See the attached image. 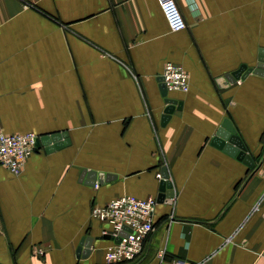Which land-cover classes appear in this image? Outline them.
I'll return each mask as SVG.
<instances>
[{"label": "crops", "instance_id": "0c3cea01", "mask_svg": "<svg viewBox=\"0 0 264 264\" xmlns=\"http://www.w3.org/2000/svg\"><path fill=\"white\" fill-rule=\"evenodd\" d=\"M175 1L179 33L157 0H0V133L68 141L18 176L0 166V264H106L111 227L91 209L156 199L162 172L171 202L156 201L130 264H264V76L225 80L256 68L264 0ZM167 63L189 90L167 91L165 116ZM226 119L252 167L211 145ZM84 171L114 179L91 186Z\"/></svg>", "mask_w": 264, "mask_h": 264}, {"label": "built area", "instance_id": "2783aa9c", "mask_svg": "<svg viewBox=\"0 0 264 264\" xmlns=\"http://www.w3.org/2000/svg\"><path fill=\"white\" fill-rule=\"evenodd\" d=\"M157 2L169 31L172 33L184 31L186 24L176 1L157 0ZM161 77L167 91L188 92V75L182 67L167 63ZM38 140L39 136L31 132L0 133V166L14 176L20 175L26 160L37 150ZM156 178L161 180V174H157ZM155 207V198L138 199L134 196H123L91 209L92 220L110 225L109 235L117 237L120 232L125 233L119 243H113L105 250L106 264H130L143 255L146 240L154 231ZM164 254L162 249L157 257L162 260ZM173 263L185 264L180 260H175Z\"/></svg>", "mask_w": 264, "mask_h": 264}, {"label": "water", "instance_id": "95a60500", "mask_svg": "<svg viewBox=\"0 0 264 264\" xmlns=\"http://www.w3.org/2000/svg\"><path fill=\"white\" fill-rule=\"evenodd\" d=\"M249 73H254L256 75H262L264 76V50L259 51V55L257 57V65L256 68H247L245 65H241L239 69L233 73L231 76L225 77L226 81L233 82L238 79H244ZM159 81V90L160 95L164 98L165 103L168 105L166 109L164 110V115H169L173 110V105H175L174 101H170L166 98L167 96V89L163 83L162 77L158 80ZM166 98V99H165ZM66 134H55L50 137H44L37 141L36 147L37 149L40 148V146L47 147L46 151L51 152L54 149H60L64 145L68 144V141L61 142V138H65ZM53 143V146L50 147ZM211 145L222 149L224 152L228 153L229 155L236 156L238 160L242 161L246 166L252 167L253 162L250 156L246 154V148L243 145L242 141L235 136V130L233 126L231 125L230 121L227 119L224 120L222 124V128L219 129L215 135V138L212 139ZM87 171H84L81 175L82 178L85 176L87 179L90 180L89 184L91 186H95L96 184H102L103 182H109L110 180L114 179L113 175H104L102 173H95L91 171L90 173H86ZM162 179L159 182V194L157 195L156 201L157 203H170V199L172 197V191L170 184L166 181V174L164 172L161 173ZM125 233L120 232L117 237H113L112 235H106L103 238L111 239L115 244L120 242V238L124 237ZM92 243L91 238H86L80 241V247H85L86 249L90 247V244ZM88 251H85L86 253Z\"/></svg>", "mask_w": 264, "mask_h": 264}]
</instances>
